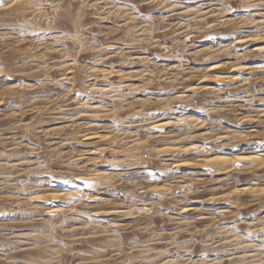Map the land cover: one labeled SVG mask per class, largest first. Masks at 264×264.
<instances>
[{
    "label": "rangeland",
    "instance_id": "rangeland-1",
    "mask_svg": "<svg viewBox=\"0 0 264 264\" xmlns=\"http://www.w3.org/2000/svg\"><path fill=\"white\" fill-rule=\"evenodd\" d=\"M0 264H264V0H0Z\"/></svg>",
    "mask_w": 264,
    "mask_h": 264
},
{
    "label": "bare ground",
    "instance_id": "bare-ground-1",
    "mask_svg": "<svg viewBox=\"0 0 264 264\" xmlns=\"http://www.w3.org/2000/svg\"><path fill=\"white\" fill-rule=\"evenodd\" d=\"M262 1V0H261ZM258 3V2H257ZM23 5V4H22ZM20 10H23V9H20ZM37 11V10H36ZM14 12V11H13ZM37 14V13H36ZM197 14V13H196ZM217 14V13H216ZM29 21V20H28ZM254 23V22H253ZM190 27V26H189ZM76 44V43H75ZM72 64V63H71ZM153 79V78H152ZM31 85V84H30ZM109 89V88H108ZM156 100V99H155ZM155 102V101H154ZM169 102V101H168ZM262 114V113H261ZM260 114V115H261ZM149 116V115H148ZM259 118V117H258ZM258 118H257V120H258ZM261 120H262V118H261ZM263 121V120H262ZM169 122V121H168ZM256 123V122H255ZM162 124H165V123H162ZM187 124V123H186ZM261 124V123H260ZM154 126H156L157 128H158V125H154ZM55 128V127H54ZM165 131V130H164ZM163 132V131H162ZM91 135L92 134H90V135H88V134H86L85 135V139L88 137V138H90L91 137ZM94 135V134H93ZM97 136V135H96ZM229 136V135H228ZM103 137V136H102ZM234 137V136H233ZM240 138V137H239ZM92 139V138H91ZM231 139H234V138H231ZM51 140V139H50ZM143 142V141H142ZM259 143V142H258ZM165 149V148H164ZM165 152V151H164ZM171 152V151H170ZM163 153V152H162ZM178 153V152H177ZM175 156V155H174ZM220 158V157H219ZM238 158L239 159H242L243 160V158L244 157H240V156H238ZM225 159V158H224ZM227 160V159H226ZM83 161V160H82ZM121 161V160H120ZM222 161V160H221ZM235 161V160H234ZM244 161V160H243ZM227 162V161H226ZM223 164V163H222ZM224 165H225V163H224ZM25 171V170H24ZM93 174V173H92ZM98 174V173H97ZM97 174H93V175H91L90 174V178H94V177H98V179H99V176H97ZM98 175H100V172H99V174ZM102 176L104 175V174H101ZM89 176V175H88ZM107 176V175H106ZM122 176V175H121ZM186 177V176H185ZM104 179H105V177H104ZM99 180H101V179H99ZM96 183H97V181H96ZM108 183V182H107ZM98 184H100V182H98ZM104 185V184H103ZM107 185V184H106ZM105 185V186H106ZM94 186V185H93ZM75 189V188H74ZM76 191V190H75ZM80 191V190H79ZM186 191V190H185ZM74 192H72V194H73ZM69 194V192L66 194V196ZM74 195V194H73ZM182 195V194H181ZM229 196V195H228ZM97 199H99V197L97 198ZM177 199V198H176ZM68 201V200H67ZM61 208V207H60ZM237 208V207H236ZM67 211V210H66ZM119 212V211H118ZM120 215V214H119ZM47 251V250H46ZM132 251V250H131ZM261 254V253H260ZM249 256V255H248ZM243 257V256H242Z\"/></svg>",
    "mask_w": 264,
    "mask_h": 264
}]
</instances>
